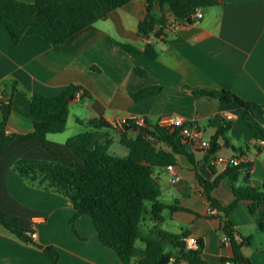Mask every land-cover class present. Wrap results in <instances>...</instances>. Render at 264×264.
<instances>
[{
	"label": "crops",
	"instance_id": "crops-1",
	"mask_svg": "<svg viewBox=\"0 0 264 264\" xmlns=\"http://www.w3.org/2000/svg\"><path fill=\"white\" fill-rule=\"evenodd\" d=\"M221 2L204 9L201 21H177L179 27L167 29L160 39H145L138 34L147 10L144 0H132L59 46L50 45L40 36H24L16 43L0 22V94L13 93L7 122L10 134L32 131L29 99L33 95L55 97L70 85L82 86L92 95L85 102L74 101L82 108L71 107L63 134L48 135L47 146L54 152L44 149L37 140H13L0 149V208L17 217L21 228L37 235L34 244L26 243L0 224V264H51L43 250L47 246H54L60 253V264H122L114 250L100 243L90 217H78L74 230L71 219L75 209L70 200L22 180L13 167L22 159L65 165L82 162L66 146L69 138L81 132L93 133L96 143L109 144L111 154L113 145H121L119 132L111 127L92 129L88 122L103 120L109 125L127 115L144 116L152 122L173 115L196 125L202 140L217 139L216 152L196 149L194 162L180 156L173 172L166 168L155 171L161 188L159 200L170 207L187 209L173 212L166 208L159 227L201 239V258L206 264H225L232 257L231 248L221 243L220 220L208 216L211 207L198 177L213 183L225 171L216 158L243 155L252 164V186L260 187L264 183V143L254 137L237 103L223 105L219 98L194 91L226 90L246 102L264 105V0ZM153 12L157 18H173L169 8L162 9L158 2ZM116 41L130 43L141 51L151 43L158 55L155 59L145 54L133 58ZM148 87L161 91L135 102L132 94ZM227 115L233 119L228 120ZM1 117L0 111V121ZM257 119L264 128V114ZM70 127L76 130L74 135L66 134ZM93 148L94 143L90 146ZM123 153L128 155V149ZM174 175L180 179L172 184ZM211 194L222 206L234 201L228 178L221 179ZM148 204L151 209L152 204ZM144 214L140 227L143 235H148L156 223L147 214L151 223L146 225ZM254 217L247 204L239 202L229 219L242 239L251 238L243 248L244 255L252 264H264V233ZM187 237L183 242L192 249ZM167 250L173 251L168 246ZM147 255L145 243L137 240L133 260Z\"/></svg>",
	"mask_w": 264,
	"mask_h": 264
},
{
	"label": "trees",
	"instance_id": "trees-1",
	"mask_svg": "<svg viewBox=\"0 0 264 264\" xmlns=\"http://www.w3.org/2000/svg\"><path fill=\"white\" fill-rule=\"evenodd\" d=\"M132 0H34L24 3L20 0H0V22L12 37L14 42H20L24 36H40L52 46L65 44L81 30L99 21L105 20L109 13L124 7ZM134 1V0H133ZM146 2L145 18L138 25V34L148 39L154 34L160 39L168 28V18H157L153 12L155 2L164 9L168 7L171 15L177 21L190 24L189 17L197 8L208 9L221 5V0H144ZM118 47L136 58L146 55L155 59L158 55L151 43L145 51H141L130 43L115 42ZM96 69V68H95ZM16 91L15 86L12 87ZM82 91L79 102H85L92 95L82 86L70 85L55 97L33 95L30 97L32 131L28 134H7V122L12 110V94L6 95L0 111V149L7 147L13 140H37L44 149L54 152L47 146L48 135L63 134L67 130L71 106L78 92ZM161 88L148 87L132 94L138 102L148 96H155ZM195 94L209 98H219L221 104L237 103L243 112V119L249 126L254 137L264 143L263 124L257 115L263 116V107L252 102H246L233 92L194 91ZM145 126L126 127L119 132L120 143L129 154L116 157L109 153V144L96 143L93 133L84 132L72 136L66 146L74 150L80 161H72L65 165L55 161L22 159L14 164L13 169L22 180L39 188L55 191L72 203L75 214L71 225L75 230V222L81 216L92 220L100 243L114 250L122 264H170L185 260L188 264H206L201 253L204 245L197 240V247L190 249L183 242L188 233L172 234L159 227L163 222L166 208L171 211L187 210L177 206H167L160 200V185L155 178V171L167 166H177L179 157L185 156L194 162V142L182 135V130L173 127H161L158 122H152L145 117ZM92 129L110 127L103 120L88 122ZM228 124L222 132L229 128ZM94 143V148L90 146ZM217 139L212 140V148L207 153L217 151ZM243 156V155H242ZM250 162L237 166H229L219 180L215 182L200 180L204 188V196L216 214L209 213L220 220L223 233L231 237V259L235 264H252L243 253L251 238L236 242L235 228L229 216L236 204L244 202L249 207L259 228L264 233V183L260 187L252 186ZM223 178H228L233 190L234 201L222 206L212 191L217 188ZM148 203L152 204L148 209ZM147 213L156 223L155 228L143 235L140 227L142 216ZM0 224L8 229L13 236L26 243H33L27 236V230L21 228L19 219L0 208ZM145 243L147 257L133 260V251L137 240ZM167 246L173 251H168ZM51 264H60V253L54 246L43 248Z\"/></svg>",
	"mask_w": 264,
	"mask_h": 264
},
{
	"label": "built area",
	"instance_id": "built-area-1",
	"mask_svg": "<svg viewBox=\"0 0 264 264\" xmlns=\"http://www.w3.org/2000/svg\"><path fill=\"white\" fill-rule=\"evenodd\" d=\"M204 9L201 7L197 8L194 12L190 14V18L193 20V22L201 21L204 17ZM168 28L167 29H176L179 27V23L177 20L173 17L172 19H168ZM185 22V21H184ZM186 23V22H185ZM166 29V30H167ZM154 37V34H151V36L148 39H152ZM80 97H82V91L78 92L76 100H80ZM6 101L5 93L0 94V108L2 107L3 103ZM264 110V105L262 106ZM228 120H232L233 116L232 115H227ZM146 119L144 116H124L122 118L113 120L110 122V127L117 131L121 132L124 131L126 127H132V126H138V127H143L145 126ZM159 126L161 127H173V128H179L182 130V135L187 137L188 139L192 140L195 145V150H204L208 151L210 148H212V142L210 141H205L202 140L201 132L200 130L196 127V125H193L192 122H187L186 120L179 118V117H173V115L166 116L159 120ZM7 134H9V131H7ZM218 163L222 164L225 168L229 166H237L241 165L243 163H248L247 158L245 156L242 157H230V158H225L219 156L216 158ZM167 170L173 172L175 169V166H167ZM179 176L174 175L171 179V183L175 184L179 181ZM209 213L211 214H216L215 209H210ZM27 236L30 237L31 239L36 240L37 235L36 233L31 230L27 231ZM236 242L241 243L242 238L240 235L235 231L234 233ZM230 239L231 237L228 236L226 233H223L222 238H221V243L223 247H229L230 248ZM187 244L192 248L195 249L197 247V239L193 237H187L186 238ZM170 264H188L185 260H181L179 262H175L173 259L171 260ZM225 264H235V261H233L231 258H229L227 261H225Z\"/></svg>",
	"mask_w": 264,
	"mask_h": 264
},
{
	"label": "rangeland",
	"instance_id": "rangeland-1",
	"mask_svg": "<svg viewBox=\"0 0 264 264\" xmlns=\"http://www.w3.org/2000/svg\"><path fill=\"white\" fill-rule=\"evenodd\" d=\"M82 104L78 105L76 102L72 103L71 107H77V108H82L81 106ZM74 133H76V130L74 129V127H70L69 130L67 131V135H74ZM126 150V147L123 145H120L119 143L115 144L112 146L110 152L111 154H113L116 157H125L126 154L123 153V151ZM148 206H150V204H148ZM144 218H145V223L146 225H149L151 223L150 218L147 214H144Z\"/></svg>",
	"mask_w": 264,
	"mask_h": 264
}]
</instances>
